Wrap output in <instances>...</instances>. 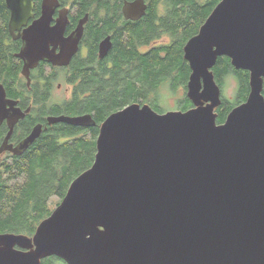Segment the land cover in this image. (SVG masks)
I'll return each instance as SVG.
<instances>
[{
  "label": "water",
  "instance_id": "water-1",
  "mask_svg": "<svg viewBox=\"0 0 264 264\" xmlns=\"http://www.w3.org/2000/svg\"><path fill=\"white\" fill-rule=\"evenodd\" d=\"M4 4L11 34L33 17V0ZM58 6L44 0L41 17L21 35L25 76L42 60L68 65L78 51L88 15L65 38L67 14L50 26ZM147 8L144 0L124 1L121 13L139 21ZM110 48L107 37L99 58ZM220 57L248 73L249 94L217 124L222 101L212 69ZM183 59L192 107L158 113L132 103L110 114L91 167L34 235L0 233V264L50 257L65 264H264V0H220L185 43ZM14 104L0 87V125L23 116ZM48 122L96 126L90 115ZM40 135L35 127L18 150Z\"/></svg>",
  "mask_w": 264,
  "mask_h": 264
},
{
  "label": "trees",
  "instance_id": "trees-1",
  "mask_svg": "<svg viewBox=\"0 0 264 264\" xmlns=\"http://www.w3.org/2000/svg\"><path fill=\"white\" fill-rule=\"evenodd\" d=\"M63 1L79 5L80 16L88 13L92 6H97L90 27L103 22L111 29V25L122 18L120 9L123 1L133 0ZM146 1L149 3L146 15L139 21L126 22L116 33L111 64L75 73L76 89L70 100L56 106L61 110L56 114L63 111V114L73 117L90 115L97 126L110 114L132 103L149 104L158 113H163L165 110L158 104L157 94L164 84L173 93L178 85L186 90L190 69L183 59L182 50L175 44L182 37L187 42L195 36L220 0ZM160 3H166L168 8L164 17L158 16ZM3 10V0H0V13ZM124 34L126 36L122 37ZM167 34L172 39L171 44L141 51ZM212 71L221 91L222 103L216 113L217 124H222L233 108L246 101L248 73L235 70L226 57L218 58ZM227 77L236 83V99L230 102L223 96ZM179 106L182 111L192 107L186 95ZM87 128L90 127L60 124L40 136L27 151L12 157L13 165L0 164L1 234L32 237L39 223L60 204L71 182L91 167L99 131L97 127ZM4 174H9L8 179L23 178V182L10 185ZM51 197L59 198L53 207L49 205ZM57 262L65 264L56 257L47 258L41 264Z\"/></svg>",
  "mask_w": 264,
  "mask_h": 264
},
{
  "label": "flooded vegetation",
  "instance_id": "flooded-vegetation-1",
  "mask_svg": "<svg viewBox=\"0 0 264 264\" xmlns=\"http://www.w3.org/2000/svg\"><path fill=\"white\" fill-rule=\"evenodd\" d=\"M43 1L33 0V17L29 19L25 26L11 34L8 27L10 12L3 0L4 10L0 13V87L3 88L6 99L15 102L12 109L20 110L23 116L16 121L10 118L0 125V155L19 156V152L22 153V151L18 150V146L31 134L35 127L41 128L40 136H42L49 129L61 124H49L48 120L49 118L67 116L62 113L63 111L56 114L61 111L56 109V106H60L64 101L71 99L78 84L74 74L79 70L85 71L96 66H109L113 58L112 51L115 35L128 22L122 16L120 9L122 18L113 23L111 29L110 26L105 25L103 22L97 26L90 27V22L95 16L94 8H97V6H92L88 13L80 16L78 14L79 5L57 0L59 6L52 13L50 26L55 25L61 13L67 14L68 24L64 33L65 38L73 33L78 21L88 15V21L84 25L78 51L71 58L68 65L57 66L42 60L35 67L30 68L28 75L25 76V62L19 56L23 48L21 35L24 30L41 17ZM144 1L149 5L148 1ZM124 36L126 35H122V37ZM107 37H110L111 48L104 58H99V45ZM50 50H52V47H50ZM56 53H59V48L56 49ZM61 89H64L63 93H61L62 95L64 94L62 97L61 95H56ZM12 121V133L7 143H4ZM95 127L99 131V125Z\"/></svg>",
  "mask_w": 264,
  "mask_h": 264
},
{
  "label": "rangeland",
  "instance_id": "rangeland-1",
  "mask_svg": "<svg viewBox=\"0 0 264 264\" xmlns=\"http://www.w3.org/2000/svg\"><path fill=\"white\" fill-rule=\"evenodd\" d=\"M202 1H204V0H202ZM157 12H158V16H161V17L166 16L168 13V8H167L166 3H160L157 7ZM185 42H186V39L182 37L181 39L178 40L177 44H175V42H174V44L177 46V48H179L183 52L182 48L184 47ZM171 43H172V39L167 34L165 36L160 37L155 43L153 42L148 47L142 48L141 51L145 52L146 50H148L152 46H159L162 44L169 45ZM227 78L228 79L226 80L223 96L225 99H227L230 102V101H234L236 99V91H235L236 90V83L232 78H230V77H227ZM178 86L176 87L175 93H173V91L170 90L168 85L164 84L163 86H161L160 91L157 94V98H158V104L161 106V109H163V111L165 110L163 113L168 112V111L180 110L179 108H181V106H179V102H180V100H182L184 95H186V90H185L184 86H179V87ZM63 91H64V89H61V91L59 93H57L56 95H61V97L64 96V94L63 95L61 94V93H63ZM145 103H149V102H145ZM181 110H182V108H181ZM88 137H89V135L87 134L86 138H88ZM13 161H14V159L10 155H7V154L0 155V164L2 166L13 165ZM8 176H9V174H4V179H8ZM8 182L10 185H16V184L22 183L23 178L8 179ZM58 201H59L58 197H51L49 200V205L53 207L56 204V202H58ZM57 264H58V262H57Z\"/></svg>",
  "mask_w": 264,
  "mask_h": 264
}]
</instances>
